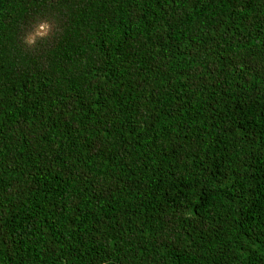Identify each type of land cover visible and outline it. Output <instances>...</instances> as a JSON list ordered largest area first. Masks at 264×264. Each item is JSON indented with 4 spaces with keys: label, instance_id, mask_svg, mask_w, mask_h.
Listing matches in <instances>:
<instances>
[{
    "label": "trees",
    "instance_id": "1",
    "mask_svg": "<svg viewBox=\"0 0 264 264\" xmlns=\"http://www.w3.org/2000/svg\"><path fill=\"white\" fill-rule=\"evenodd\" d=\"M0 264H264V0H0Z\"/></svg>",
    "mask_w": 264,
    "mask_h": 264
},
{
    "label": "rangeland",
    "instance_id": "2",
    "mask_svg": "<svg viewBox=\"0 0 264 264\" xmlns=\"http://www.w3.org/2000/svg\"><path fill=\"white\" fill-rule=\"evenodd\" d=\"M52 32V24L50 22L39 21L31 26L23 37V43L27 46H32L38 42L40 38L48 36Z\"/></svg>",
    "mask_w": 264,
    "mask_h": 264
}]
</instances>
